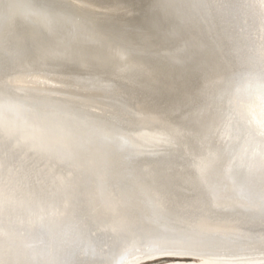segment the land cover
Instances as JSON below:
<instances>
[{
	"label": "bare ground",
	"instance_id": "6f19581e",
	"mask_svg": "<svg viewBox=\"0 0 264 264\" xmlns=\"http://www.w3.org/2000/svg\"><path fill=\"white\" fill-rule=\"evenodd\" d=\"M84 2L0 0V264H264V0Z\"/></svg>",
	"mask_w": 264,
	"mask_h": 264
},
{
	"label": "water",
	"instance_id": "95a60500",
	"mask_svg": "<svg viewBox=\"0 0 264 264\" xmlns=\"http://www.w3.org/2000/svg\"><path fill=\"white\" fill-rule=\"evenodd\" d=\"M61 1L63 3H66L68 5H72L75 6L81 10H85V11H92V13H97L100 16H104L107 12H109L110 10H104V9H100L97 7V4H93V5H88L85 4L84 0L82 1H77V0H58ZM87 6V7H86ZM127 8H122V10H125ZM23 72V73H22ZM17 73V75L21 74L18 78V80L15 81V84L20 86V87H26V88H31L33 90H40L39 93H48L49 95L51 94L52 97L55 98H63V97H70V94H68V91L66 89H74V90H81L80 87L82 88V90H92V88H95V86H91L89 85L86 86L84 84L78 83L79 81H75L76 84L74 82L71 81L69 75L67 78L64 77V73H61L59 71H53V70H44L43 69H38V70H24V71H18L15 72V74ZM35 75H41L44 78L41 77H37ZM63 77H58V76H62ZM57 76V77H55ZM16 79V78H15ZM64 80V81H63ZM66 85V86H65ZM86 86V87H85ZM79 88V89H78ZM107 89V88H105ZM105 89H97L99 91L104 92ZM36 90V91H37ZM107 92V91H105ZM46 95V94H45ZM59 96V97H58ZM72 97V96H71ZM108 95H105V100H108ZM64 99V98H63ZM105 100H103L105 102ZM103 102V103H104ZM101 104H97L96 107L99 108ZM97 110V109H96ZM176 257H191V255L185 254V255H180V254H173V253H160L157 255H154L153 257L150 258H146V259H142V260H138L135 261L132 264H140L143 261L146 260H151V259H158V260H166V259H170V258H176Z\"/></svg>",
	"mask_w": 264,
	"mask_h": 264
},
{
	"label": "rangeland",
	"instance_id": "374dc122",
	"mask_svg": "<svg viewBox=\"0 0 264 264\" xmlns=\"http://www.w3.org/2000/svg\"><path fill=\"white\" fill-rule=\"evenodd\" d=\"M191 259L190 257L186 258V257H176V258H170V259ZM170 259H166V260H158V259H151V260H147V261H143L141 262L140 264H156V263H161V262H165L167 260H170Z\"/></svg>",
	"mask_w": 264,
	"mask_h": 264
}]
</instances>
